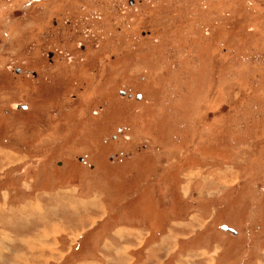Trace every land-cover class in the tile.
<instances>
[{
  "label": "rangeland",
  "instance_id": "374dc122",
  "mask_svg": "<svg viewBox=\"0 0 264 264\" xmlns=\"http://www.w3.org/2000/svg\"><path fill=\"white\" fill-rule=\"evenodd\" d=\"M56 191L94 219L57 209L49 264L120 222L155 229L152 264H264V0H0V264H48L10 212Z\"/></svg>",
  "mask_w": 264,
  "mask_h": 264
},
{
  "label": "crops",
  "instance_id": "0c3cea01",
  "mask_svg": "<svg viewBox=\"0 0 264 264\" xmlns=\"http://www.w3.org/2000/svg\"><path fill=\"white\" fill-rule=\"evenodd\" d=\"M46 198L51 202L53 208L50 207L49 209H47L44 207L43 211L41 208L42 205L40 206L39 204L38 206H36L35 208L37 209L39 215L37 216L38 220L36 221V223H34L35 225L29 226L28 223H25V221H23L24 218L20 210L24 209L13 207L16 213L12 211V213L10 212V214L11 216H13L12 219L17 216L16 218L19 224H17L15 220H13V224H17L18 227L23 230V232H25L28 227H33L34 229H32V232L38 234V241H31L30 243H27V245L24 241L23 246L26 245L25 248L28 249V251H21H25L27 254L34 255L39 254H36L35 250L37 252H47L48 254H50V257L43 258V260L49 264V262L51 263V260L53 261V256L62 255V251L59 250L62 245L60 246L61 243L57 238L58 235L64 232H68L66 225L62 224L60 221L61 215H59L55 211L64 206L66 207V210L69 211V215L71 217H77V219L78 217L87 218L88 221H90V218L94 219V217L89 212L93 205H91L92 207H90L88 198L82 197L81 195H78L74 192H71V197H68L67 201L63 199L61 191H56L52 194H48ZM97 210L103 215L107 214L106 208H101L100 206H98ZM17 211L21 215H18ZM25 211L27 212V210ZM6 218H8L7 220L8 222H10L9 216H6ZM76 221L77 220H75V222ZM28 222H30L29 219ZM120 223L115 224L114 231L111 232L112 240L114 242H112L111 248L109 249V246L108 248L105 247L106 244L103 242L102 246L105 248L100 249V251H96L95 254H91L87 257L88 259H86L85 261L81 260V262H84V264H152L151 261L153 262V258H151L150 254L153 252V250H155L156 245H159V243L157 241L153 242L148 248H146L147 250L144 251V253H142V249L143 246L148 243L147 239H150L154 236L155 229L152 228L148 223H142V225L132 224V226H128L127 228L119 226ZM61 227L63 229V232H61ZM69 228H71V225ZM32 244L40 246V249L33 247ZM64 246H67V244L64 243ZM111 249L112 251L110 254L108 253V251ZM20 252L18 253L20 254ZM173 252V255L177 253V251L176 253ZM193 253H196L198 255L192 254V256L187 257V259L182 258L184 261H186V264H199L201 259L204 261V258L206 260L211 258L210 254L208 252H205V247L200 249V251H197L195 249L193 250ZM24 256V254H21V257L19 255H16L13 261L8 264H32L31 260L33 259H24ZM35 258L40 259L41 257L40 255H37ZM34 262V264H42V262H37L36 260H34ZM156 262L160 264L159 261L156 260Z\"/></svg>",
  "mask_w": 264,
  "mask_h": 264
},
{
  "label": "water",
  "instance_id": "95a60500",
  "mask_svg": "<svg viewBox=\"0 0 264 264\" xmlns=\"http://www.w3.org/2000/svg\"><path fill=\"white\" fill-rule=\"evenodd\" d=\"M141 96H139V98H140ZM222 229H224V230H230L231 232H235L234 230H232V229H230V228H228V226H222Z\"/></svg>",
  "mask_w": 264,
  "mask_h": 264
}]
</instances>
